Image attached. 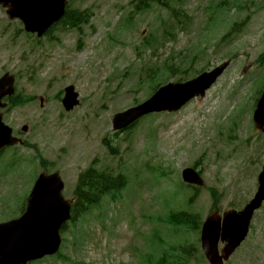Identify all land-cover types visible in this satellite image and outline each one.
Wrapping results in <instances>:
<instances>
[{
    "label": "rangeland",
    "instance_id": "374dc122",
    "mask_svg": "<svg viewBox=\"0 0 264 264\" xmlns=\"http://www.w3.org/2000/svg\"><path fill=\"white\" fill-rule=\"evenodd\" d=\"M133 1L72 0V10L87 9L92 14L90 24L79 32L59 26L42 41L26 34L22 24L11 21L6 9L0 8V78L6 73L14 75L22 98L23 94L27 95V89L29 96L45 98L43 107L38 99L5 111V121L18 132L24 125L29 126L28 134H21L22 139L40 150L47 161V170L65 173L69 196L74 192L80 171L95 160L100 170L113 168L129 179V186L122 195H110L115 200L120 199L113 208V202L107 199L103 210L94 208L82 218L85 222L82 228L93 226L96 229L93 239L85 237L90 252L80 249L78 254L73 253L72 236L77 233L75 228H70L62 256L71 258L72 255L73 263L84 260L91 264H109L108 259H112L120 264H157L162 258L161 246L170 253L172 245L189 242L192 246L185 244L189 249L181 247L179 256L185 258L183 264H208L201 256L198 233L164 225L162 218L172 210L177 211L180 205L183 210H189L191 199V203H195L192 210L195 212V207L201 206L204 215L201 218H204L213 207L211 189L220 195L218 207L222 213L245 207L256 191L257 175L264 164V135L254 132L252 136L250 118L258 91L254 80L264 74V69L255 62L264 53V0H231L239 8L230 6L231 13H226L225 9L218 14H213L211 6L219 0H182L185 10L179 13L184 21L182 27L176 25L178 23L167 11L156 6L145 14L138 13ZM245 21L248 24L243 31L220 44L234 23ZM209 24L215 28H209ZM170 29V37L177 36L179 50L159 57ZM182 29L187 33L182 34ZM201 36L214 41L213 57L207 55L199 59L196 42ZM189 40L194 41L189 44ZM209 46L212 43L204 45V39L200 41L201 49ZM170 47L167 45V49ZM151 48L157 49L156 56ZM230 52L233 56L231 68L204 99L192 101L177 114L147 118L137 128V133L128 137L125 133L114 139L119 157L111 158L104 143L106 138L112 137L111 119L119 112L142 104L153 94L148 84L141 89L137 83L142 66L162 64L169 59L170 63L192 66L191 73L185 76L192 77L196 70H209L219 65ZM195 55L198 57L191 65L190 58ZM171 74L163 70L158 83L182 77L179 73ZM239 81L246 82L244 91L234 93L232 88ZM69 85L76 87L82 101V106L74 113H66L62 98L56 99L57 92L60 95ZM35 154L34 149L29 148L5 153V160L16 156L23 163L10 170L15 172L13 174L5 170V161L0 164V223L16 218L14 216L19 214L30 193L37 173L35 169L42 172L39 159L31 167ZM160 156L162 163H174L178 178L184 168L199 166L206 182L205 189L193 191L191 196L181 178L172 176L171 168L165 171V196H162L163 175L148 173L140 162L151 158L159 163ZM197 156H203L201 162ZM8 205L10 211L6 209ZM109 210L113 213L109 214ZM100 212H103L101 223L97 221ZM117 213L131 215L133 224L120 223ZM252 226L247 244L228 264H264V210L257 213ZM111 230L113 234H120L111 236ZM79 233L81 231L77 234L78 244L83 241ZM156 233L162 241L160 247L159 243L148 246L147 237ZM128 248L137 255L130 254ZM149 248L151 251L141 250ZM152 256L155 257L149 260ZM166 261L168 264L171 258L167 257ZM63 262L54 257L34 264Z\"/></svg>",
    "mask_w": 264,
    "mask_h": 264
},
{
    "label": "water",
    "instance_id": "95a60500",
    "mask_svg": "<svg viewBox=\"0 0 264 264\" xmlns=\"http://www.w3.org/2000/svg\"><path fill=\"white\" fill-rule=\"evenodd\" d=\"M65 2L66 0H0V5L9 7L8 14L11 19H21L27 31L42 36L63 17ZM211 77L212 75H205L184 86L164 88L143 107L126 115L138 117L155 110L179 109L189 99L203 94L208 86L201 90L199 87ZM12 82L11 79L8 83ZM5 84L6 80L0 82V102L4 96L13 93L4 91ZM68 104L66 103V107L69 110L73 107L74 97L68 99ZM13 143L11 131L2 124L0 115V149ZM261 182L262 187L257 201L264 197V174ZM62 189L63 184L58 175L51 178L40 177L30 197L27 216L20 222L0 226V264H18L33 254L41 257L56 252L59 247V229L69 219L70 212L67 203L62 199ZM233 227L237 231L239 225ZM243 233L240 231L238 235L236 234L235 241L241 238Z\"/></svg>",
    "mask_w": 264,
    "mask_h": 264
},
{
    "label": "trees",
    "instance_id": "16d2710c",
    "mask_svg": "<svg viewBox=\"0 0 264 264\" xmlns=\"http://www.w3.org/2000/svg\"><path fill=\"white\" fill-rule=\"evenodd\" d=\"M112 177H106V176H99L95 174L93 171L88 172L85 174L82 179L80 180V187H79V195L78 197V203L75 205V214L80 211H84L83 207L88 206L92 204L93 202H96V199L101 197L103 194L108 193L115 185V189L119 187L122 184V180L119 181ZM83 188H85L84 191H81Z\"/></svg>",
    "mask_w": 264,
    "mask_h": 264
}]
</instances>
